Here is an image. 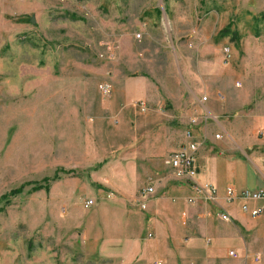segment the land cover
<instances>
[{
  "label": "rangeland",
  "instance_id": "1",
  "mask_svg": "<svg viewBox=\"0 0 264 264\" xmlns=\"http://www.w3.org/2000/svg\"><path fill=\"white\" fill-rule=\"evenodd\" d=\"M244 82H264V0H0V196L57 168L71 170H57L46 191H29L28 184L0 198V264H142L108 258L126 251L147 264L155 253L138 249L124 233L126 219L112 207L113 199H124L105 186L107 165L139 166L147 156L163 164L171 151L150 156L145 136L162 128L168 136L181 132L177 115H188L193 96L205 100L204 88ZM103 83L110 87L107 96L98 88ZM125 92L136 99L128 101ZM192 112L194 125L198 114ZM123 115L125 127L119 125ZM122 128L136 134L128 154L120 146ZM150 183L143 177L136 193L151 192ZM146 187L151 191L143 192ZM86 198L98 207H84ZM139 198L123 203L144 214ZM148 232L141 240L154 241ZM234 236L206 243L187 228L181 239L197 238L189 264H206L205 243L220 264L249 254L240 264H264V212ZM149 264L165 263L153 257Z\"/></svg>",
  "mask_w": 264,
  "mask_h": 264
},
{
  "label": "crops",
  "instance_id": "2",
  "mask_svg": "<svg viewBox=\"0 0 264 264\" xmlns=\"http://www.w3.org/2000/svg\"><path fill=\"white\" fill-rule=\"evenodd\" d=\"M146 90H150V88ZM124 94L129 101L131 95L128 92ZM203 94L205 100L202 101L193 96L194 100H191L196 104L188 112V115L186 113L182 117L177 115V122L181 123V132L172 130L168 136V134L162 133L165 131L164 128L158 134H155L157 132L155 130L145 136L149 140V144L146 146H149L150 156L157 157L162 153V150L163 153L170 152L184 142L183 132L186 128H190L193 138L198 143L193 162L196 170L195 180L198 183L211 184L216 188L217 203L203 201L198 197L194 203H187L185 198L192 195V191L185 182L172 175L171 169L162 164V158L160 160L153 159V156L141 157L143 158L141 160L144 161L139 166L131 162H118L116 167L109 163L106 168L110 173L106 178L105 186L120 193L119 197H122L124 201L141 197V201L145 205V212L142 214L140 211L127 208L124 201L121 203L119 199L118 201L113 199L117 206L111 204L112 207L118 208L121 216L126 219L125 226H123L124 233L137 241L138 249L155 253L151 259L159 258L160 262L165 264H176L175 261L167 263L165 259L167 256H172L173 260L176 257L179 258V264L190 263V255L195 254L194 247L198 246V243L195 241L197 238H189L186 242L181 239L187 228L199 236H204L206 243L209 240L215 243L226 236L233 235L236 239L239 227L246 228L249 217L240 211L238 201L230 204H224L222 201V193L226 185H233L237 191L264 188V82L254 84L244 82L239 88L227 84L214 92L204 88ZM132 99L136 98L130 100ZM179 103L180 101L177 106ZM192 111L198 114V120L194 125L188 122L193 114ZM126 118L127 115L119 117L120 126L123 123L122 127H125ZM151 127L153 124L150 125ZM117 132H122L123 135L120 137L123 144L120 146H124V153L128 154L129 146L127 144L130 143L131 138L136 137V134L131 135L123 128ZM215 133L219 135L218 138L214 137ZM142 138L144 136H141V140ZM160 138L164 139L163 146L159 142L162 141ZM138 144L141 145L139 142ZM117 176L124 180V186L117 184ZM143 177L150 179L152 191L145 193L142 197L136 193V190L144 188ZM93 205L98 207L96 200ZM219 208H223L229 213V220L224 221L217 218L216 211ZM145 225L147 227L145 232L149 230L148 233H151L150 231H152L156 236L154 241H152L154 238L141 240V235L145 232L140 234L137 229ZM166 237L169 238V241L166 240ZM206 243L204 263L220 264L214 254L206 253ZM158 244L162 245L161 250L160 248L159 250L149 249V246ZM250 247L249 244H244L245 249H250ZM239 248L243 251V246ZM126 252L123 256L111 257L108 255V258H119L123 263L133 260L144 264L136 253ZM251 255L253 254L240 256L235 264H240L244 259L249 260Z\"/></svg>",
  "mask_w": 264,
  "mask_h": 264
},
{
  "label": "built area",
  "instance_id": "3",
  "mask_svg": "<svg viewBox=\"0 0 264 264\" xmlns=\"http://www.w3.org/2000/svg\"><path fill=\"white\" fill-rule=\"evenodd\" d=\"M99 90L104 96L110 93V87L108 84L103 83L98 85ZM204 98V97H202ZM139 106L143 107L142 102L138 101ZM194 122V119H190ZM115 123V120H112ZM185 142H183L177 149L171 151L163 157V164L172 169L174 177L179 180L186 181L194 196L186 198L188 203H192L196 197L203 199L204 201L216 202V189L210 184H198L193 178L195 177V169L193 166V154L196 149L197 143L192 139L190 129L184 131ZM214 137H218L215 133ZM151 191L150 187H146L143 192ZM223 201L225 203H232L239 200V209L243 213L247 214L250 218H254L260 215L264 210V188L256 189H243L240 191L235 190L231 185H227L223 191ZM94 204V200L86 198L84 200V207H89ZM143 207V204H141ZM216 216L221 220H228L229 214L222 208H219L216 212ZM229 254L233 256V252L229 251ZM252 261H257V256H252ZM246 264V263H243Z\"/></svg>",
  "mask_w": 264,
  "mask_h": 264
},
{
  "label": "trees",
  "instance_id": "4",
  "mask_svg": "<svg viewBox=\"0 0 264 264\" xmlns=\"http://www.w3.org/2000/svg\"><path fill=\"white\" fill-rule=\"evenodd\" d=\"M57 170H61L62 173H70L71 172L70 169H59V168H57V169H55V171L53 172V174L50 177L44 176L37 181L22 182L17 187L11 188L7 193L2 194L0 196V198H5L7 196L16 195L23 190L25 185H28V184H31L29 191H37L40 189H43L46 191V190H48L49 182L51 180H56L58 178V174L56 173Z\"/></svg>",
  "mask_w": 264,
  "mask_h": 264
},
{
  "label": "water",
  "instance_id": "5",
  "mask_svg": "<svg viewBox=\"0 0 264 264\" xmlns=\"http://www.w3.org/2000/svg\"><path fill=\"white\" fill-rule=\"evenodd\" d=\"M31 21H32V19H31Z\"/></svg>",
  "mask_w": 264,
  "mask_h": 264
}]
</instances>
